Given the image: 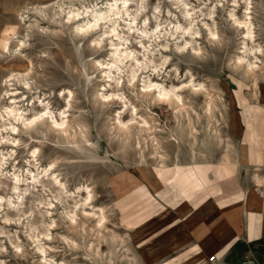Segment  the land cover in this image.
<instances>
[{
	"label": "rangeland",
	"instance_id": "obj_1",
	"mask_svg": "<svg viewBox=\"0 0 264 264\" xmlns=\"http://www.w3.org/2000/svg\"><path fill=\"white\" fill-rule=\"evenodd\" d=\"M257 48L264 0H0V264H264L189 215L262 118Z\"/></svg>",
	"mask_w": 264,
	"mask_h": 264
},
{
	"label": "crops",
	"instance_id": "obj_2",
	"mask_svg": "<svg viewBox=\"0 0 264 264\" xmlns=\"http://www.w3.org/2000/svg\"><path fill=\"white\" fill-rule=\"evenodd\" d=\"M260 116L237 117L231 137L239 146L227 163L230 175L215 172V186L190 201L198 248L213 251L223 261L237 248L264 247V113ZM243 264H257L252 253Z\"/></svg>",
	"mask_w": 264,
	"mask_h": 264
},
{
	"label": "bare ground",
	"instance_id": "obj_3",
	"mask_svg": "<svg viewBox=\"0 0 264 264\" xmlns=\"http://www.w3.org/2000/svg\"><path fill=\"white\" fill-rule=\"evenodd\" d=\"M247 4V3H246ZM251 2H248V7H247V14H246V16L248 17L244 22H239V24L240 25H244L246 28H247V33H246V36L247 37H251V38H253V28H252V26H253V24H252V22H251V17H250V14H251V12H250V10L252 9V7H251ZM101 19H103L102 18V16H97V17H95V19H94V22L95 21H99V20H101ZM88 25H92V22H90V23H88ZM211 36H213V37H216V34H211ZM255 51H257V52H259V53H264V51L261 49V48H257V49H254ZM242 62V60L240 59V60H238V63L240 64ZM257 67L254 65V64H248L247 65V70H248V72H254V70L256 69ZM201 88H202V86H201ZM173 93H175V92H173ZM172 94V92H168V91H166V90H162V91H160L159 92V94H158V96H157V99L158 100H165V101H167V100H170L171 99V97L172 96H170ZM176 94V93H175ZM178 96V95H177ZM170 97V99H167V98H169ZM174 97H176V96H174ZM167 99V100H166ZM179 99V101L181 100L180 98H178ZM177 99V100H178ZM178 102V101H177ZM179 103V102H178ZM6 111H7V114L8 115H12V114H14L15 112H17L15 109H13V108H11V107H8V108H6ZM45 115H46V113L45 114H38V115H36V116H34V117H32V118H28V119H26L25 121H24V126H32V125H34V124H36L38 121H40L41 119H43L44 117H45ZM17 116H18V119H23L24 120V118H25V116L23 115V114H17ZM13 130L15 131L16 129L15 128H13Z\"/></svg>",
	"mask_w": 264,
	"mask_h": 264
},
{
	"label": "built area",
	"instance_id": "obj_4",
	"mask_svg": "<svg viewBox=\"0 0 264 264\" xmlns=\"http://www.w3.org/2000/svg\"><path fill=\"white\" fill-rule=\"evenodd\" d=\"M215 258L213 257V259L212 260H214Z\"/></svg>",
	"mask_w": 264,
	"mask_h": 264
}]
</instances>
